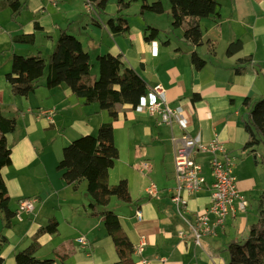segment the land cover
Listing matches in <instances>:
<instances>
[{"label":"crops","instance_id":"1","mask_svg":"<svg viewBox=\"0 0 264 264\" xmlns=\"http://www.w3.org/2000/svg\"><path fill=\"white\" fill-rule=\"evenodd\" d=\"M20 1L24 3L23 8L17 15H13L11 11L12 23L8 25V30L4 32L0 26V38L5 37V43L10 45L8 51H12L11 58L6 65H2L4 54L0 50V108L7 116L21 114V118H17L15 131L7 135L12 146V165L4 167L2 174L11 201L14 199L19 202L26 197H38L39 200L32 214H25L23 221L18 220L19 223L24 222L22 227L13 226L15 218L12 226L6 227L8 235L4 236V244L0 248V264H15L18 245L31 241L38 229L52 218L59 222L58 232L40 236L41 247L37 256L54 258L53 264H120L113 238L108 234L101 217L91 214L90 195L86 192L80 193L81 184L74 189L72 185L65 183L62 172L57 167L59 171L51 176L40 154L41 140L53 138L52 132L59 134L54 121V116L59 111L81 109L87 116L91 107L87 106L84 99L77 97L66 83L48 87L44 78L34 93L27 96L15 95L5 76L11 70L13 53L50 56L60 30L64 28L81 40L91 58L104 53L120 54L124 64L133 67L147 81L150 91L144 98L145 104L156 99L154 88L159 85L163 87V96L168 104L181 109L190 119L189 133L192 136L200 137L203 142L215 137L223 141L236 163L234 175L241 194L246 197L249 191L257 187L259 194L261 193L264 189V172L260 169L256 176L238 165L236 149L243 148L248 140L244 120L249 118V107L244 104L245 98L249 97L252 101L264 98V0H218L221 6L220 16L203 18L200 21L202 45H193L184 36L181 37L173 31L169 18L171 10L169 11V4L164 0L162 1L166 11L163 14L166 13L168 17V32L172 37L176 33L166 43L157 38L147 42L144 38V26L130 25L127 32H113L107 23L109 19L116 17L117 3L109 10L106 6L104 12H98L94 8L88 11L86 7L88 17L92 19L80 17L76 25L72 26L69 22L67 26H62L51 16L49 18L48 15H43L48 12L43 0ZM6 9L10 8L3 11ZM25 10L28 18L23 20L22 14ZM75 13L76 9L71 8L67 15ZM77 14L79 16L82 12ZM163 14L151 13L148 19L157 23L156 16ZM186 27L185 23L174 29L184 31ZM42 32L48 37L47 53L39 42ZM22 33H35V43L15 42L13 37ZM237 39L242 40V49L236 54H227L228 45ZM194 51L206 60L201 69H197L192 63L191 56ZM240 58H248V61L241 64ZM240 65L245 68L237 73L236 68ZM9 94L13 95L8 97ZM65 99H68L66 105ZM19 104L27 105L29 112L24 114L18 108ZM117 107L129 119L150 116L146 111L133 109L127 104ZM41 108H54L53 117L37 115V111H42ZM74 113L79 115L76 111ZM20 124L22 131L17 135ZM90 124L91 121L86 119L82 121L81 116L72 122L78 129L82 126L84 132L92 129ZM62 133L65 135L66 130ZM180 133L177 135L179 138ZM172 147L174 153V146ZM244 152L253 155L249 150ZM257 153L261 154L258 150ZM253 158L255 165L260 166L254 156ZM236 168L239 170L237 173ZM44 173L48 174L45 182ZM84 181L81 183L84 184ZM128 182L133 202L121 204L126 212L116 213L135 247L138 248L144 243L141 253L135 251L136 264H227L230 260L227 244L232 240L247 238L251 224L258 220V211L246 217L236 210L223 226L217 228L215 234L202 236L200 244H197L170 198L168 189L174 186L161 188L160 196L151 198L145 192L147 186L143 194L139 191L136 194L133 185L129 180ZM32 183L35 184L34 191H30ZM209 194L210 191L206 188L193 195L189 208L203 211L208 206ZM138 210L142 212L141 219L137 217ZM180 232L185 234L181 235ZM82 235L90 242L87 247H82L77 242V238Z\"/></svg>","mask_w":264,"mask_h":264},{"label":"trees","instance_id":"2","mask_svg":"<svg viewBox=\"0 0 264 264\" xmlns=\"http://www.w3.org/2000/svg\"><path fill=\"white\" fill-rule=\"evenodd\" d=\"M86 1L91 2L92 7L98 12L104 11L109 2V0ZM135 2L140 3L142 15L148 12L163 14L166 11L162 0H117L116 17L109 19L107 23L113 32L130 30L125 11ZM169 2L173 28H179L186 23L187 27L183 34L185 40L193 45H202L200 21L203 18L220 16L219 1L169 0ZM23 5L20 0H0V11L9 7L13 15H17ZM159 34L158 28L152 25L145 27L144 38L147 42L158 38ZM13 38L15 42L22 44H34L36 40L35 33H22ZM241 49L242 40L237 39L228 45L227 54H236ZM191 59L197 69H201L206 63L196 51L192 52ZM247 61L248 58L239 59L241 64ZM97 62L99 74L96 79H92L90 74L94 64L90 53L76 35L64 28L60 30L48 58L40 54L13 53L11 70L6 74V79L13 93L18 96L34 93L40 87L39 82L42 78L48 87L66 83L77 97L84 99L86 104L97 102L102 110L108 111L111 120L103 122L96 135H82L64 147L63 157L57 168L62 172L65 183L72 185L74 189H77L83 180L87 181V190L93 198L89 203L91 214L101 217L108 234L113 238L119 263L136 264V247L124 230L118 214L109 208L113 196L126 203L133 202L129 182L128 179H121L117 184L111 185L108 179L110 170L120 155L114 135V121L120 117L117 106L127 104L137 109L147 94L149 85L133 67L124 64L120 54H99ZM244 68L245 66L240 65L236 72L240 73ZM244 104L249 107V118L244 120L248 140L243 150H249V153L254 155L256 163L264 167V153H257V147L264 144V98L252 101L246 97ZM16 127L17 117L5 115L0 108V216L5 218L6 227L12 226L16 210L11 207V197L2 169L12 165V146L7 135L14 132ZM257 210L258 220L251 224L247 238L232 240L227 244L226 250L230 254L227 264H264V189L259 194ZM58 226V220L52 218L46 225L40 227L31 243L15 253V264H53L54 258H40L37 252L41 247L40 236L44 233H57Z\"/></svg>","mask_w":264,"mask_h":264},{"label":"rangeland","instance_id":"3","mask_svg":"<svg viewBox=\"0 0 264 264\" xmlns=\"http://www.w3.org/2000/svg\"><path fill=\"white\" fill-rule=\"evenodd\" d=\"M23 1V0H22ZM165 3L169 4V11L171 10L170 2L169 0H164ZM43 2L47 5L48 12L43 13V15H48L49 18L52 17L53 20L58 21L62 26H67V24L76 25L78 21H80V17H87V19H92L91 17H88L87 8H86V0H58L57 3H55L54 6L52 4L48 3L47 0H43ZM116 4V0H109L107 5V10L114 7ZM71 5V7H69ZM76 9L75 15H67V12L71 9ZM221 10V6H220ZM12 9H6L0 11V26L3 28L4 32L8 30V25L11 22L10 20V13ZM88 11H92V9H88ZM77 12H82L81 15L78 16ZM104 12V11H102ZM151 14V12H148ZM103 14V13H101ZM126 18L128 19V22L131 26H144L152 25L156 28H160V34L157 40L166 43L168 40L176 36V33L180 34L182 37L184 34V31L182 29H174L173 31L176 32L172 35L170 32H168V17L165 14L163 15H157L158 22L153 23L149 21L148 15L140 14V3L135 2L131 5V7L125 11ZM51 16V17H50ZM69 17V19H67ZM28 18V12L25 10L22 14V19L26 20ZM169 18L171 20V26H172V16L171 11L169 12ZM158 23L160 27H158ZM173 27V26H172ZM47 40L48 37L45 33L42 32L41 35H39V42L40 45L44 48V52L47 53ZM0 50L3 51L4 57L2 65H6L7 60H9L11 57L10 54H12V51H8L10 48V45H7L5 43V37L2 36L0 38ZM87 49V48H86ZM2 54V56H3ZM50 54V53H49ZM45 58H48L49 56L42 55ZM98 56V55H97ZM97 56H92L91 61L94 64L93 69L91 70L90 77L92 79H96L99 74V68H98V62H97ZM10 68V64L8 65ZM144 67V66H143ZM6 76V75H5ZM5 78V77H4ZM150 91V90H149ZM148 91V92H149ZM13 94H9L8 97H11ZM8 97L6 98V101L8 100ZM34 95L31 96V99H33ZM41 105L43 103H40ZM64 104H68V99H65ZM96 104V105H94ZM90 103L87 106L91 107L89 108L88 115L85 116L83 114V110L79 109H71L69 112L66 111H59L58 114L54 116V121L56 123V129H58L59 134L56 132H52L53 138L47 137L43 138L41 140L42 146L40 150L41 158L44 161L45 167L48 171V173H51V176L53 174H56L59 170L56 169L58 166L59 161L63 157V149L65 146L69 145L75 138H78L85 134H94L96 135L99 130V126L106 121L111 120L109 113L107 110H102L99 107V104L97 103ZM18 108L24 112V114L28 113V106H22L21 104L18 105ZM48 109V108H41ZM34 111V110H33ZM74 111L78 112L79 115H75ZM96 111H104L103 114H97ZM120 117L118 120L114 121V135H115V142L117 147L120 150L119 158L116 160L115 166L110 170L109 173V179L108 182L111 185L117 184L121 179H128L130 181V184L133 185V188L137 194V191L140 192V194H143V190L146 186H148L151 182H154L158 185V187L161 189L163 187H170L175 186V161H174V153H173V142L171 140V128L168 126H159L155 124V118L148 116V117H141L137 116L136 118L129 119L128 116L125 115L124 112L120 111ZM37 115H41V111H37ZM246 115V114H245ZM18 118V120L21 118V114L19 115H13ZM78 116L82 117V121L85 119L90 122L89 125L92 129L89 132H84L82 130H85L82 126L81 129L76 128L72 125V122L76 120ZM82 125V124H81ZM63 130H66V133L64 135ZM174 130L176 134L180 132L179 128H177V125H174ZM22 131V124L17 129V135L21 133ZM167 136V137H165ZM257 150L261 153L264 152V144H261L257 147ZM238 152V155H236V160L238 165H242L247 172L251 174H255L258 170H262L264 172V167L256 166L254 163V155H248L246 152H244L243 148L236 149ZM145 158H148L149 161L152 164V171L148 174L142 172L137 168V166L143 162V160H146ZM51 165H50V163ZM204 166H207L204 164ZM52 169V171H51ZM235 169V168H234ZM239 170L236 168V173ZM257 176V175H256ZM48 174L44 173L43 181L47 179ZM258 179V177H257ZM259 180V179H258ZM80 187V193L86 192L90 195V202L93 201V198L91 194L87 190V181H84V184L81 182ZM44 186V184H41ZM45 187V186H44ZM35 190V184L32 183L30 186V191ZM246 198L248 199V208L246 212H242L239 209H237L240 215L245 214L246 217H250L249 214H253L257 212L258 207V198H259V192L258 187L253 189L252 191H249L246 195ZM125 202L119 200L116 196H113L109 208L112 209L115 212H126V210L123 209L121 204H124ZM11 207L14 210H17L18 208V202L16 200L11 201ZM27 221V220H26ZM14 227L19 228L22 227L24 222L19 223L18 220L15 218L14 220ZM28 222V221H27ZM8 228L5 226V218L3 216H0V248L4 244L3 237L5 235H8L7 232ZM4 231L3 233H1ZM32 241V240H31ZM29 241H24L20 243L18 246V250L25 248L30 244ZM16 251V252H17ZM39 257V256H38ZM42 258V257H40Z\"/></svg>","mask_w":264,"mask_h":264},{"label":"built area","instance_id":"4","mask_svg":"<svg viewBox=\"0 0 264 264\" xmlns=\"http://www.w3.org/2000/svg\"><path fill=\"white\" fill-rule=\"evenodd\" d=\"M48 1L53 4L58 2V0ZM86 3L88 9H93L91 2L86 1ZM154 92L156 99L145 104V95L137 109L146 111L155 117L157 125L171 128L176 184L168 189V192L179 214L194 235L196 243L200 244L202 236L215 234L217 228L223 226L237 209L242 212L246 211L248 201L239 190L234 175L236 163L228 153L223 141L215 137L208 142H203L200 137L192 136L189 133L190 119L186 113L168 104L163 96L164 89L160 85L154 88ZM54 113V108L41 111V114L48 118H52ZM174 125H177L181 132L180 138L174 130ZM145 159L137 168L148 174L152 171V164L148 158ZM209 179H211L210 182ZM206 188L210 191L208 206L203 211L191 210L189 208L190 198ZM160 191L161 189L154 182H151L145 190L147 196L154 198L160 196ZM38 200V197L20 199L15 218L23 221L25 214H32ZM142 216V212L138 210L137 217L141 219ZM180 234L184 235L185 232H180ZM77 242L82 247H87L90 244L84 235L79 236ZM143 249L144 243H141L136 251L141 253Z\"/></svg>","mask_w":264,"mask_h":264}]
</instances>
